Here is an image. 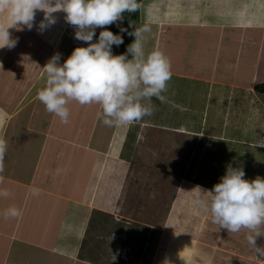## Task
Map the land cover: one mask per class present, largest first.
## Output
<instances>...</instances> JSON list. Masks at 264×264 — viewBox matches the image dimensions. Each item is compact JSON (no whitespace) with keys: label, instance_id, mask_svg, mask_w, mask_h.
<instances>
[{"label":"crops","instance_id":"crops-1","mask_svg":"<svg viewBox=\"0 0 264 264\" xmlns=\"http://www.w3.org/2000/svg\"><path fill=\"white\" fill-rule=\"evenodd\" d=\"M144 1L140 6L141 26L148 25L151 29L145 34V48L163 52L170 61L172 76L166 92L162 93L163 102L153 97L154 115L149 119L144 117L153 130L150 138L138 144L139 136H133L132 126H127L126 131H129L122 134L116 152L111 150V144L118 126L97 127L99 105L70 101L66 124L51 113L48 117L40 116L46 108L39 104L37 92L45 84L42 69L47 63L45 57L52 52L51 48L44 50L40 43L51 41L54 48L59 49L60 38L57 33L48 38L50 41L45 38L53 30L51 25L47 34H42L40 28L35 35L33 29L16 33L17 40L23 43L18 44L16 52L22 55L19 59L21 75H7L3 85L0 84V141L6 144L0 161L3 167L0 171V264H118L117 253L127 243L122 244L113 235L122 232L135 239L137 256L141 255L146 240L134 237L135 233L165 234V242L158 245L155 254L156 259L161 254L159 264H164L166 259L171 264H185L186 260L196 259V255L208 264H264V253L257 252L246 239L247 229L238 233L220 229L212 223L211 213L202 211L195 203L202 198L200 189L212 190L229 165L243 167L245 179L264 178V162L260 163L264 159L261 155L264 151V93L255 91V85L264 81V0H169L167 4L175 2V7L167 8L165 14L174 18H164L156 10L152 13L150 6L142 7ZM180 7L183 11H179ZM142 8L149 14L146 20ZM197 10L202 12L197 14L194 12ZM229 11L237 15L228 17L233 13ZM38 12L35 19L39 17ZM43 19L44 12L40 11L38 27ZM12 28L16 30V26ZM42 35L43 38L38 37ZM65 50L70 53V45ZM53 52L59 53L58 50ZM60 63H63L61 58ZM12 64L11 60L7 62L8 73L13 70ZM183 82L186 84L180 86ZM230 91H234L238 100H232L224 108L213 106V97L228 95ZM240 99L245 101L242 107H238ZM245 105L249 106L248 112L242 115L240 112ZM102 129L107 131L103 133ZM213 144H223L235 157L231 156L219 166L208 157L215 153ZM90 149L104 155L100 166H91L89 177L100 167L98 180L91 187L95 189L99 185L101 191H109L106 206L96 202V190H90L88 195L76 194L78 178L85 181L88 177L79 173L78 165L84 162ZM149 150H152L150 154L159 153L162 159L167 158L168 164L176 161L185 187L173 194L175 198L164 211L160 207L168 193L153 195L155 202H159L157 210L162 209L158 220L161 222L137 219L135 227L129 222L122 227V221L115 218L128 216L123 212L126 200L118 193L128 178L130 180L133 154L138 153L140 159L149 155L146 153ZM246 156L257 164L247 169ZM208 162L211 163L209 178H200ZM104 166L107 176L100 182V178H104ZM183 172L187 178L182 176ZM156 184L160 181L156 180ZM4 192L8 194L5 196ZM177 205L180 208L175 215ZM12 208L19 215H6ZM142 214L152 215L149 211ZM180 214L185 216L189 232L182 227L178 233H164V228L175 226L174 219ZM256 247L264 249V235L256 239Z\"/></svg>","mask_w":264,"mask_h":264},{"label":"clouds","instance_id":"clouds-1","mask_svg":"<svg viewBox=\"0 0 264 264\" xmlns=\"http://www.w3.org/2000/svg\"><path fill=\"white\" fill-rule=\"evenodd\" d=\"M140 6L137 0H55L54 4L53 0H0V17L11 21L6 24L0 19V48L15 46V41L10 39V27L22 24L32 29L36 10L44 12V19L39 24L41 30L55 23L53 12H64L66 22L74 28L69 30L73 33L75 30V39L83 41L87 47H76L77 42L70 39L72 49L76 48L62 64L59 54L48 60L45 57L47 63L42 69L46 79L37 92L38 99L47 112L59 117L65 124L69 117L67 105L76 101L80 105H99L101 111L97 113V119L105 126H132L145 116L153 115L152 98L163 102L162 93L166 92L172 76L170 61L163 52L147 51L145 48V34L151 31L148 25L137 27L130 22L132 31L121 27L124 14L136 13ZM114 24L120 33L134 37L126 52L119 55H114L112 48L113 45L122 46L123 36L107 30ZM97 28L104 29L99 36H95ZM62 49L65 50V47ZM141 128L143 125H140ZM5 151L6 144L0 141V161ZM0 171H3L2 163ZM244 177L243 167L229 165L212 190L200 189L202 198L195 203L211 213L212 223L219 225L220 229L232 233L247 229L249 245L261 254L264 249L256 247V239L264 235V178L257 176L248 180ZM3 194L6 196L8 193ZM6 215L17 216L19 212L12 208ZM116 218L118 221L126 220L124 216ZM118 235H113L116 240ZM152 235L148 232L144 236V250L151 248L149 242ZM136 245L131 237V242L117 253L116 262L131 264L134 261L139 264L142 254H134ZM164 264L171 262L166 259ZM185 264L208 262L203 258L199 261L193 258L186 260Z\"/></svg>","mask_w":264,"mask_h":264},{"label":"rangeland","instance_id":"rangeland-1","mask_svg":"<svg viewBox=\"0 0 264 264\" xmlns=\"http://www.w3.org/2000/svg\"><path fill=\"white\" fill-rule=\"evenodd\" d=\"M154 1H155L154 7L152 5L149 7L150 9H152V13L154 10H156V11H160L159 15L161 14L164 18H174V17H172V15H170L168 13L165 14V10L167 8H174L175 2H173L171 4H167L169 0H154ZM54 2H55V0H53V4H54ZM150 2H151V0H145L142 3V7L148 9L147 6H149L148 4H150ZM180 3L181 2L179 1V5H180ZM144 8H142L143 9L142 16L146 20L148 18L149 14L147 13V9H144ZM37 11L38 10H36V12ZM179 11H183V7H180ZM232 12L233 11H230V13H232ZM42 13H43V11H41V14ZM234 14L237 15L236 12L232 13V15H234ZM37 15H39V17H40V10L37 13ZM159 15L157 14L158 17H160ZM52 16L55 18L56 25L54 26L55 23L50 24L52 26L53 30H50L49 34L46 35L45 38L48 41H50L48 38H50L51 36H54L57 33V36L60 38V41L57 44L59 49H57V48L56 49L59 52L58 54L60 55L61 62H64L71 55L72 51L76 47H87V45L82 43L83 41H79V40L75 39V30H74V33L69 30V29L72 30L74 28H73V26L69 25L66 22V20H65L66 14L64 12L55 11L52 13ZM38 18L34 19V22H33V27H32L33 30L32 31H33L34 35L36 32V29L39 28L38 27ZM0 19H2L3 22L6 24L11 23V21L7 20L6 17H0ZM176 19H178V18H176ZM115 26H116V24H114L112 27H115ZM11 29H12V33L10 32ZM21 29L26 30L28 28H27V26H24L22 24L16 25V30L13 29L12 27L9 28L8 31L10 32V39L15 41V46L12 48H8V47L0 48V84H2V85L4 83V80H6L7 75H10V74L11 75H13V74L14 75H21V73H20L21 63H19V59H21L22 55L21 54L19 55L16 53L20 47L18 44H20V45L23 44V43H20L16 38L17 37L16 33H18V31ZM98 29H100V28H97L96 31ZM68 31L72 34L71 36H70ZM43 33H45V34L48 33V26L44 30H42V34ZM186 36L188 37V34H186ZM38 37L43 38V35L38 36ZM70 39L74 42H77V44H75L76 47L73 49H72ZM50 43H51V41H50ZM50 43H43L42 41L40 43L41 45H43L44 50H48L50 48L52 50V52L47 55V60L55 54L53 52L54 45L51 43L52 47H50L49 46ZM68 45H70V50H71L70 53H67L66 50L62 49L64 46L67 47ZM62 55H63V57H62ZM62 58H64V61H62L63 60ZM9 60H11L13 63L12 64L13 70L11 73H8L5 70L6 66H7V62ZM31 60L29 59V61H31ZM44 61L42 63H44ZM263 62H264V56H263ZM31 64H33V63H31ZM31 64H29V65H31ZM8 67H9V65H8ZM185 84H186V82H183L179 85L182 86ZM0 88H1V85H0ZM233 92L230 91V93L228 95L224 94L221 97H213V103L215 104L213 106L218 107V108H224L225 104H228V103L230 104V102L234 99L238 100V99H236V96H234ZM31 96H28V97H31ZM211 102H212V100H211ZM243 104H245V101L243 99L242 100L240 99L238 107H242ZM248 108H249V106L245 105L244 111H242L240 113L242 115H245L248 112ZM0 113H1V111H0ZM231 113H232V116L230 119L232 120L234 113L232 111H231ZM231 113H230V115H231ZM49 114L50 113L47 112L46 109L44 110L43 113L40 112V116L42 115V116L48 117ZM153 115H154V113H153ZM153 115L146 116V117L149 119V117H152ZM144 121H146L145 118H143L142 121L133 124L132 128H131V134L133 136H135L136 134L139 136L138 144H140V142H142L141 144H143L148 138H150V136L152 135V132H153L149 121H146V122H144ZM140 125H143V128L140 129ZM258 128H259V122L256 124V129H258ZM119 129L120 128H118V131L116 132L114 138L112 139L111 147L113 146L112 149L114 152H116L117 148L119 149L120 140L122 138V133H121V130H119ZM95 132H96V136H97V133L99 132V128H97V130H95ZM222 138L224 139V136H222ZM216 141L217 140L214 139L213 142L217 143ZM140 145H138V147ZM237 145H238V143H237ZM212 146H214L213 148H215V151H214L215 153H210V156H208V157L212 160H216V163H219L218 164L219 166L222 164V162H224V161L227 162L228 160H230L231 156L235 157V154H233L231 150L224 149L226 147L223 144H219V145L213 144ZM228 146L231 147V143L228 142ZM201 152H204V151H201ZM138 153H139V150H138ZM138 153H134L133 154L134 160L133 159L130 160V165H131L130 180L128 178V182H126V184L124 185V188H122V190H120V193H118V195L119 194L122 195L123 199L126 200V204H125V208H123L124 209L123 212H124V214L127 213L126 216H128L130 218L126 217L124 219H126L129 222L128 224L131 225L132 227L136 226L135 222H137V219L142 220V221H144V220L149 221L150 223L151 222H154V223L161 222V220L160 221H158V220L160 219V216L162 215V209L157 210V207H158L157 203H159V202H155V200L153 199L154 198L153 195L156 196V194H157L159 196H162V195L164 196L166 193H168L167 199L171 196V198L169 200L166 199V201L163 202V204H161L160 208H163V211H164V209H167L169 207V205H170L169 202H172L173 198H175L173 196V194L177 193L178 190H182V188L185 187L184 184H186L184 182V180H182L180 178L181 172H180V170L176 169V166H175L176 161L175 160H172V162L170 163V164H174L171 167L170 164H168L167 158L162 159L163 157H161V155L159 153L150 154V153H152V150H149V152H146V153H149V155H145L143 158H140L142 160L137 158ZM261 155L264 156V151ZM191 156H193V154ZM249 157H252V156L249 155ZM98 158H100V159H98ZM210 159L208 161H210ZM246 159H247L246 160V168L247 169H249V166H251V165L255 166L257 164L254 161V159H252L250 161V160H248L247 156H246ZM102 160H104V155L98 154V152H96V150H94V149L88 150V153L86 154V156L84 158V162L81 165H78L79 173L82 176H85V177L88 176V177H87V179L85 178V181L82 177L78 178L79 182H78V190H76V194L78 195V193H81L84 195L87 193V195H88V192L90 190L91 191L96 190L95 191L96 202H98V203L101 202L103 205L106 206L108 204V202H107V200H108L107 195L108 194H107L106 189H104L103 190L104 192H103V191H101V188L99 185L95 189H92V187H91L98 180L99 175H97V174H98L100 167L95 169L96 173L92 172V178L89 177V171L91 170L90 166H93V165L94 166H100ZM97 162H99V163H97ZM107 162L105 164L108 167L107 164H109V162L108 163ZM263 162H264V159L260 163H263ZM204 165H206V164H204ZM106 166H104L105 168L102 171L104 178L101 177L100 182L103 179H105L107 176ZM193 167L195 168V165H193ZM205 167L207 168V170L203 168L204 170H202L200 172L199 177L208 179L209 175L207 173L211 170V168H210L211 163L208 162ZM86 172L88 174H86ZM185 174L186 173L183 172L182 176ZM186 175H185V178H187ZM113 179H111V180H113ZM156 180L160 181V184H156ZM118 182H121V179ZM104 188H105V186H104ZM158 188H161V189L164 188V189L160 191ZM156 204H157V206H156ZM148 205H151V206L149 208H147ZM179 208H180V205H177L175 215L178 214L177 211L179 210ZM203 210L204 209H202V211ZM148 211L152 213L151 216L147 215V214H142V212L144 213V212H148ZM119 217L121 218V216H119ZM186 217L188 218L189 215H186ZM204 217H205V215H204ZM116 220H117V218H115V221ZM204 220L206 221L207 217ZM174 222L176 223V224L174 223L175 224L174 227H171V228L168 227L167 229L164 228V231L163 230L162 231L164 233H168V232L169 233H171V232L178 233L177 231L183 230L182 227L184 228V230L186 229L185 226H186L187 220H186L184 215H181V214L178 215L174 219ZM122 223L123 224H120V226L123 227L127 222L122 221ZM120 226H119V228H122ZM190 227H191V225H190ZM190 227H188V228H190ZM185 232H189V229H186ZM120 235L121 236L124 235V232H122ZM120 235H118L117 240L119 242H121L122 244H125V243L129 244V242H131V238H129L127 236V234L125 237H121ZM135 236L137 238L138 237L144 238V235L142 233H137V234L135 233ZM113 238H114V236H113ZM114 239H116V238H114ZM163 239H165V234H163V233H160L159 236L152 235L150 242H149L151 245V248L150 249L146 248V250H144V249L142 250V252H141L142 257L140 259L139 264H159L160 263V259H159L160 256L158 255L157 259H156L155 254L157 253L158 245H160L161 242H163V243L165 242V240L163 241ZM132 242H133V240H132ZM145 245H144V248H145ZM162 248H163V246H162ZM199 250L201 253H204L203 248L199 247ZM134 254L137 255L136 251H134ZM109 257H111V254H109ZM196 259L199 260L200 255H196ZM131 264H135L134 261H131Z\"/></svg>","mask_w":264,"mask_h":264},{"label":"trees","instance_id":"trees-1","mask_svg":"<svg viewBox=\"0 0 264 264\" xmlns=\"http://www.w3.org/2000/svg\"><path fill=\"white\" fill-rule=\"evenodd\" d=\"M141 1L142 0H137L139 5H140ZM130 22L135 24L137 27L141 26L142 21H141L140 8H139L138 12H136V13H125L123 22L121 23V27L128 28L129 31H132L133 29L129 28V23ZM102 30H104V29H100V30L98 29L96 31V35L95 36H99V33ZM107 30H111V31H113L114 34H120V35L123 36V40H124V43L122 44L123 53L126 52L127 46L134 41V37L133 36H129L127 33H120L119 28L117 26H115V27L108 26ZM255 91L259 92V93H264V81L258 82L255 85ZM124 221L127 222V220H124Z\"/></svg>","mask_w":264,"mask_h":264},{"label":"bare ground","instance_id":"bare-ground-1","mask_svg":"<svg viewBox=\"0 0 264 264\" xmlns=\"http://www.w3.org/2000/svg\"><path fill=\"white\" fill-rule=\"evenodd\" d=\"M196 1V0H195ZM155 3V1L154 0H151V2H150V4H148L149 6H151L152 4H154ZM225 8H228V7H225ZM224 8V9H225ZM195 13L197 12V14L199 13L200 14V12H202V11H199V10H197V11H194ZM194 13V14H195ZM229 13H230V11H229ZM204 15H206V13L204 14ZM232 14H228V17L229 16H231ZM201 16H202V14H201ZM203 21V20H202ZM202 24V23H201ZM205 28V27H204ZM244 28V27H243ZM207 29H208V26H207ZM210 30V29H209ZM211 30H214V29H211ZM210 30V31H211ZM217 32H218V30L217 29H215ZM210 31H209V33H210ZM218 36V35H217ZM250 36V35H249ZM247 38V37H246ZM203 39H205V38H203ZM44 40L45 41H47L45 38H44ZM214 40H215V36H214ZM217 40V39H216ZM44 41V42H45ZM207 41V40H206ZM210 41V40H209ZM245 41H247V40H245ZM217 42V41H216ZM37 43V42H36ZM204 43V42H203ZM206 43V42H205ZM212 43V42H211ZM247 43V42H246ZM245 43V44H246ZM35 45V44H34ZM49 46H50V44H49ZM249 46V45H248ZM247 48V47H246ZM32 49V48H31ZM53 50H57L56 48H53ZM31 52H33V49H32V51ZM258 78V77H257ZM260 79V78H259ZM15 88V87H14ZM39 104H42L41 102H40V100H39ZM79 112V111H78ZM78 115V114H77ZM36 117H38V116H36ZM73 117H75V116H73ZM77 117V116H76ZM54 118V117H53ZM38 119V118H37ZM35 120H36V118H35ZM38 120H36V122H37ZM44 125V124H43ZM36 127V126H35ZM97 127H101V128H104V127H106V128H109L108 126H105L103 123H102V121L101 120H98L97 121ZM118 128H120L119 130H121V133L123 134L125 131H126V128H127V126H118ZM103 130V133H104V131L106 132L107 130H105V129H102ZM48 133V132H47ZM60 136V135H59ZM94 136V135H93ZM54 138V137H53ZM55 139V138H54ZM54 143H56V142H54ZM59 143V142H58ZM57 143V144H58ZM113 148V146L111 147V150H113L112 149ZM93 161V160H92ZM96 162V161H95ZM89 166V165H88ZM91 167V166H90ZM108 183V182H107ZM103 190V189H102ZM104 192V191H103ZM107 192H109V191H107ZM108 196V195H107ZM111 201V200H110ZM58 202V201H57ZM59 204V203H58ZM52 205V204H51ZM54 205V204H53ZM63 206V205H62ZM52 208V207H51ZM54 211V210H53ZM61 211H62V209H61ZM164 244V243H163ZM167 247V246H166ZM160 250V249H159ZM161 251H163V250H161ZM160 252V251H159ZM158 253V252H157ZM161 255V254H160ZM159 255V256H160ZM160 259V258H159ZM159 262V261H158Z\"/></svg>","mask_w":264,"mask_h":264},{"label":"built area","instance_id":"built-area-1","mask_svg":"<svg viewBox=\"0 0 264 264\" xmlns=\"http://www.w3.org/2000/svg\"><path fill=\"white\" fill-rule=\"evenodd\" d=\"M112 52L114 55L122 54L123 53L122 46L120 45L119 47H116L115 45H113ZM122 256L125 257V255Z\"/></svg>","mask_w":264,"mask_h":264}]
</instances>
